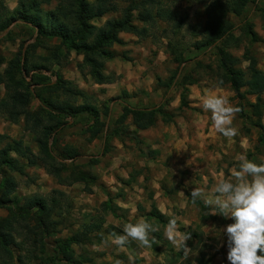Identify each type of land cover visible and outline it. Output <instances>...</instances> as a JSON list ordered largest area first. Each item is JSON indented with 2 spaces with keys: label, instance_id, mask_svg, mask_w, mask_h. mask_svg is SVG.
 <instances>
[{
  "label": "rangeland",
  "instance_id": "rangeland-1",
  "mask_svg": "<svg viewBox=\"0 0 264 264\" xmlns=\"http://www.w3.org/2000/svg\"><path fill=\"white\" fill-rule=\"evenodd\" d=\"M69 1L50 0L44 7ZM86 1L88 21L97 28L127 23L106 47L112 56L102 49L96 55L101 83L82 53L54 49L59 38L35 49L39 69L24 68L22 55L37 34L12 19L18 0H0V22H10L0 29V264H230L224 229L233 219L212 214L217 210L202 199L193 202L191 191L198 186L207 192L219 178L230 179L241 156L264 163V89L250 91L253 74L264 75V0H247L238 14L237 0ZM15 58L16 78L31 92L18 89V102L5 89V71ZM228 69L235 70L238 90ZM38 70L51 85L60 83L44 92L63 105L57 110L89 105L96 112L49 120L34 96L40 85L31 78ZM207 94L226 95L240 108L233 121L238 135L231 140L203 110ZM125 105L151 112L138 119L148 122L146 128L134 125V113L118 123ZM96 113L103 129L90 139L84 130ZM67 146L78 156L67 158ZM38 201L50 230L38 222ZM21 207L28 212L13 215ZM162 211L190 233L187 258L166 239L169 217ZM140 220L159 226L151 233L157 241L152 247L111 242L113 233ZM75 236L81 241L58 252Z\"/></svg>",
  "mask_w": 264,
  "mask_h": 264
},
{
  "label": "trees",
  "instance_id": "trees-1",
  "mask_svg": "<svg viewBox=\"0 0 264 264\" xmlns=\"http://www.w3.org/2000/svg\"><path fill=\"white\" fill-rule=\"evenodd\" d=\"M50 0H18V4L16 8L14 9L13 15H15V18L13 17V20H20L24 21L27 25H29V30L32 31L35 30L37 36L34 41V43L30 44L26 51L22 55V64L23 67L28 69H39L37 62H34V51L35 49L43 43L45 39L51 40L53 38L60 39V44L54 46L55 50L65 49L66 52L74 50L77 53H82L84 55V60L92 66V75L98 80V83H101V81L104 79L102 73L100 72V66L97 62L96 55L100 54V51L102 49V52L107 56H112L111 53L105 52L106 47L110 44L114 43V41H117V35L118 33L123 30L125 27L126 22H120L117 24H109L105 25L102 28H97L93 24H91L88 21V18L90 17V9L88 7V2L86 0H70L65 7H62L63 5H60L57 9L55 8H46L44 7L45 4H48ZM63 4V0H60ZM247 0H237L236 5L237 9L234 10L235 13H240V9L245 5ZM10 22H7L5 25L4 23L0 22V29L2 30L5 26H8ZM32 30H31V29ZM49 49V48H48ZM102 55V54H101ZM101 65V64H100ZM225 69L226 64H223ZM19 67L16 58L13 60V64L9 66L5 73L7 74L8 81L5 83V89L11 90V98L16 100V102L19 101L18 97V89H23V95H31V92L27 86V84L21 79L16 78V71L15 68ZM229 73L231 75L230 80L232 85L237 88V77H233V73L235 70L228 69ZM0 76V81H1ZM33 82L35 84H39V88H34V96L38 98L41 104V110L46 111L47 114L50 115L53 120H61L59 117V113H62L63 117L67 115V113H79L82 111H93L96 112L95 107L89 106V105H79V106H72L66 104L65 108L66 110L64 112H60L59 108L63 107V105L58 103V99L55 95L53 96H44L45 91H49L51 88H54L56 85L57 87L60 85L57 81L55 84L51 85L50 81H47V76L42 75V73L38 70L37 73L32 74ZM46 80V81H45ZM250 91L251 93H254L259 90L264 89V75L260 74L259 72H255L252 76V79L250 80ZM21 102V101H20ZM46 106L47 108H45ZM258 108V103L255 104V109ZM68 111V112H66ZM153 111V110H152ZM259 113V110L256 111ZM134 113V119H135V126L137 128L144 129L147 127L148 122L146 123H139L138 119L140 120H146L149 115L151 114L150 111L146 109L142 110H133L128 105L123 106V114L120 117V122L126 117L127 114ZM31 116V114H30ZM103 124L99 121L98 113H96L95 119L93 120V124L87 128V130H84V132L89 133L90 139L97 138L103 129ZM40 127V126H39ZM46 131V130H45ZM65 152L68 153L67 158H74L78 156L77 150L71 147H65ZM50 156V154H47ZM3 162L5 163H12L10 159L3 158ZM82 176H79V179ZM83 179V178H82ZM0 197V201H1ZM37 207L38 214V222L41 223L47 230H50V223L47 222L48 217L45 213V206L41 201H38L34 204ZM24 209V210H22ZM29 208L21 207L20 212L18 209L13 211V215H19L23 216L28 212ZM4 221H7L9 223L8 217L4 219ZM5 225L8 227V224L5 223ZM91 231V229L88 231V233ZM81 236V235H80ZM82 237V236H81ZM83 238V237H82ZM80 237H71L61 243L62 246H59V251H67L68 250V243L71 242H80ZM70 254V252H68ZM71 255V254H70ZM69 258V256H66Z\"/></svg>",
  "mask_w": 264,
  "mask_h": 264
},
{
  "label": "clouds",
  "instance_id": "clouds-1",
  "mask_svg": "<svg viewBox=\"0 0 264 264\" xmlns=\"http://www.w3.org/2000/svg\"><path fill=\"white\" fill-rule=\"evenodd\" d=\"M204 111L211 113L214 129L231 140L238 135L233 121L240 108L231 104L230 99L222 94H207L201 101ZM195 202L202 199L205 206L216 209L212 214L231 217L224 229L227 235V259L230 264H264V163L257 164L245 156L238 160V167L231 171V178H219L210 191L196 186L191 191ZM164 231L166 239L177 250H183L185 258L190 253L187 241L190 233L181 232L178 218L169 212ZM159 231V226L140 220L123 226V234L113 233L112 243L123 247L136 242L141 248H150L156 243L151 233Z\"/></svg>",
  "mask_w": 264,
  "mask_h": 264
},
{
  "label": "crops",
  "instance_id": "crops-1",
  "mask_svg": "<svg viewBox=\"0 0 264 264\" xmlns=\"http://www.w3.org/2000/svg\"><path fill=\"white\" fill-rule=\"evenodd\" d=\"M95 139H97V138H95Z\"/></svg>",
  "mask_w": 264,
  "mask_h": 264
}]
</instances>
